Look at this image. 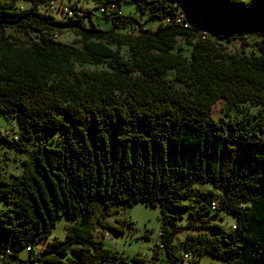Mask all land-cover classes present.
I'll return each instance as SVG.
<instances>
[{
    "label": "trees",
    "instance_id": "obj_1",
    "mask_svg": "<svg viewBox=\"0 0 264 264\" xmlns=\"http://www.w3.org/2000/svg\"><path fill=\"white\" fill-rule=\"evenodd\" d=\"M15 1L0 0V114L17 129L0 143L27 156L15 181L0 172V264H180L203 254L264 264L262 0H132L154 27L121 14L120 0H95L115 5L116 17L99 13L109 29L88 10L54 18L47 8L56 0L23 9ZM181 5L199 19L189 22ZM63 31L70 43L53 39ZM247 36L255 48L227 50ZM218 101L263 112L215 119ZM98 203L105 211L92 222ZM134 203L160 209L162 261L125 258L94 235L97 226L119 234L102 220L110 206ZM60 215L70 221L64 239L36 252ZM225 215L230 229L218 222Z\"/></svg>",
    "mask_w": 264,
    "mask_h": 264
},
{
    "label": "rangeland",
    "instance_id": "obj_2",
    "mask_svg": "<svg viewBox=\"0 0 264 264\" xmlns=\"http://www.w3.org/2000/svg\"><path fill=\"white\" fill-rule=\"evenodd\" d=\"M27 0H16L15 5L20 8H26L29 6ZM62 4H68L75 9H79L84 16L85 10L91 12L92 22L100 29H109L111 22L103 18L97 9V3L95 0H56L49 4L47 11L56 19H62L60 6ZM54 7V9L50 8ZM181 8L186 9L184 5H181ZM118 9L121 14L136 15L140 21L144 23L147 27H154L156 22H150L146 20L145 17H140L136 5L132 0H120ZM186 16L189 22H192L196 19H199V14H197L192 8L187 7ZM88 16V15H87ZM53 39L63 42L70 43L72 41V35L69 32L63 31L57 36H52ZM254 38L247 36L244 42L248 43L245 45L242 40H234L231 43L227 44V50L229 52H239L244 50L249 52L254 46ZM179 46L183 49L181 53L184 56L188 55V47L178 43ZM120 53L123 56H126L125 50L120 49ZM170 80V79H168ZM170 83L173 84V81L170 80ZM263 112L261 106L252 107L248 104H240L235 109H226L221 101H218L214 104L211 110V116L215 119L219 117L232 118L237 117L241 120H247L251 118L252 115ZM17 129V123L13 118L5 117L0 114V133L6 134L7 137H14L15 131ZM28 150H31L32 145L27 146ZM27 156V153L16 152L13 148H9L5 143H0V172L4 174L11 181H15L21 171V160ZM199 189L205 190L209 188L208 185L198 186ZM105 211V206L98 203L94 213L91 215V221L96 222L99 218L101 212ZM110 214L109 217L102 220V223L105 225H114L120 226V233L114 234L106 229H103L99 226L96 227L94 235L96 238H102L104 245L112 250H115L119 255L125 258H131L132 256H137L146 260H153V258L158 257L159 261H162L164 258V252L159 245V228L161 224V214L158 206H148L143 203H134L131 206L124 205H113L108 209ZM185 219L179 220L178 223H183ZM225 229H230L234 220L231 216L225 215L222 217V220L218 221ZM70 223L69 219L64 215H60L58 220L55 223L54 228L52 229L50 235L34 245V250L36 252L41 251L48 242L57 240H63L66 233V225ZM189 230H184L177 233L173 237V243H177L182 240ZM79 250V246L71 244L68 246V254L72 257H75V254ZM19 254L22 257L27 255L26 248L20 250ZM195 261V263L200 264H226L223 260L212 257L208 254H203L201 257H190L189 259H183L180 264H190V262Z\"/></svg>",
    "mask_w": 264,
    "mask_h": 264
},
{
    "label": "built area",
    "instance_id": "obj_3",
    "mask_svg": "<svg viewBox=\"0 0 264 264\" xmlns=\"http://www.w3.org/2000/svg\"><path fill=\"white\" fill-rule=\"evenodd\" d=\"M50 8L54 9V7H50ZM60 11H61L62 18H68V17L75 18V17L80 16L82 14V12L79 9H75L68 4H62L60 6ZM98 12L100 14H107L110 17H116L117 16V14L115 12V5L111 1L98 5ZM184 19H185V13H179L175 17L176 22L183 23V24H185ZM169 21H170V18H166L164 20L165 23H167ZM199 33H200L201 37L204 38L207 34V31L203 28H199ZM53 36L55 37L57 35L53 34ZM159 247H161V246L159 245ZM188 257H189L188 254L184 255V258H188ZM23 264H32V262H25Z\"/></svg>",
    "mask_w": 264,
    "mask_h": 264
},
{
    "label": "snow or ice",
    "instance_id": "obj_4",
    "mask_svg": "<svg viewBox=\"0 0 264 264\" xmlns=\"http://www.w3.org/2000/svg\"><path fill=\"white\" fill-rule=\"evenodd\" d=\"M261 7L264 8V0H262Z\"/></svg>",
    "mask_w": 264,
    "mask_h": 264
}]
</instances>
